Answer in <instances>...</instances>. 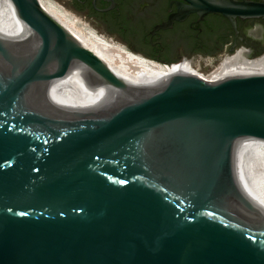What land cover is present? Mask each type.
Here are the masks:
<instances>
[{"label": "water", "instance_id": "1", "mask_svg": "<svg viewBox=\"0 0 264 264\" xmlns=\"http://www.w3.org/2000/svg\"><path fill=\"white\" fill-rule=\"evenodd\" d=\"M10 1L23 27L0 33V264H264L237 175L241 146L264 141V75L202 85L146 57L172 75L125 87L38 0ZM183 1L154 31L191 12L264 19V2Z\"/></svg>", "mask_w": 264, "mask_h": 264}, {"label": "flooded vegetation", "instance_id": "2", "mask_svg": "<svg viewBox=\"0 0 264 264\" xmlns=\"http://www.w3.org/2000/svg\"><path fill=\"white\" fill-rule=\"evenodd\" d=\"M54 1L88 21H99L113 27L123 37L136 38L146 48L136 53L167 67L181 66L183 69L197 64L196 71L204 72L238 52L249 61L264 57L263 18L237 17L233 28L221 14L209 13L200 17L191 12L182 21H174L171 28L154 31L155 26L166 22L188 4L183 0H113V3L104 0ZM119 41L130 48L124 39L119 38Z\"/></svg>", "mask_w": 264, "mask_h": 264}, {"label": "bare ground", "instance_id": "3", "mask_svg": "<svg viewBox=\"0 0 264 264\" xmlns=\"http://www.w3.org/2000/svg\"><path fill=\"white\" fill-rule=\"evenodd\" d=\"M38 1L47 15L75 37L125 87H139L172 75L164 66L129 50L113 39L87 30L80 19L54 1ZM22 27V21L13 14L11 1L0 0V33L13 36L20 33ZM250 75H264V57L249 61L243 53L238 52L226 58L210 74L196 80L202 85H210L222 79ZM237 175L247 207L252 213L264 218V141L252 139L241 146Z\"/></svg>", "mask_w": 264, "mask_h": 264}, {"label": "rangeland", "instance_id": "4", "mask_svg": "<svg viewBox=\"0 0 264 264\" xmlns=\"http://www.w3.org/2000/svg\"><path fill=\"white\" fill-rule=\"evenodd\" d=\"M52 2L54 1V0H51ZM54 3L55 4H58V3H56V1H54ZM59 6H61L60 4H58ZM63 8H65V7H63ZM65 10L67 11V12H69V13H71L72 15H74L75 17H77L78 19H80L81 21H82V23L84 24V25H86L87 26V30H92V31H94V32H96V33H98L99 35H101V36H105L104 34H102L100 31H98L88 20H86V19H84L83 17H81V16H79V15H77V14H75L74 12H72V11H70V10H68L67 8H65ZM90 28V29H89ZM105 37H107V36H105ZM109 38V37H108ZM109 39H111V38H109ZM115 41V40H114ZM117 42V41H116ZM119 43V42H118ZM120 45H122L121 43H119ZM122 46H124V45H122ZM125 47V46H124ZM127 48V47H126ZM129 50H131V49H129ZM131 51H133V50H131ZM133 52H135V51H133ZM136 53V52H135ZM217 66V65H216ZM215 66V67H216ZM215 67H213V68H210V69H208V70H206V71H204V72H200V71H196L197 69H198V65L196 64V65H194V66H192V67H186V68H183V69H181V68H179L175 73H173V74H177V75H189V76H193L194 78H200V77H205L206 75H208V74H210L211 72H212V70L215 68Z\"/></svg>", "mask_w": 264, "mask_h": 264}]
</instances>
